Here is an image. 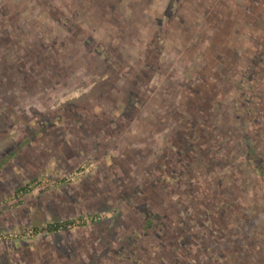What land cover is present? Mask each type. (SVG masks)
Segmentation results:
<instances>
[{"label": "rangeland", "instance_id": "obj_1", "mask_svg": "<svg viewBox=\"0 0 264 264\" xmlns=\"http://www.w3.org/2000/svg\"><path fill=\"white\" fill-rule=\"evenodd\" d=\"M263 46L264 0H0V155L40 133L0 172V264H264Z\"/></svg>", "mask_w": 264, "mask_h": 264}, {"label": "trees", "instance_id": "obj_2", "mask_svg": "<svg viewBox=\"0 0 264 264\" xmlns=\"http://www.w3.org/2000/svg\"><path fill=\"white\" fill-rule=\"evenodd\" d=\"M176 1V0H173ZM85 44L89 47H93L96 49L97 53L99 55H103L104 52L102 49L98 48L96 44L89 38H85ZM264 60V46L260 50V52L255 56L252 61L250 62L249 67L247 68V71L242 78V80L239 82L238 85V95L239 99L237 100L239 104V113H238V121L241 123V128H242V138L243 141L245 142V157L247 161L252 165L256 177L258 180L261 182L262 187L264 188V155L260 152L256 145V141H254V138L252 137V133L250 131V128H248L246 119L250 115V101H249V92L251 91V87L253 85L255 75L261 70V64L263 63ZM123 71V68H120ZM143 73V72H142ZM133 88V87H132ZM130 89V96L127 99V102L122 106V110L120 112V115L123 117H126L130 114L129 112H133L135 108V102L134 99L137 96L134 92V88ZM198 108H202V105L197 104ZM203 109V108H202ZM206 111V110H205ZM207 112V111H206ZM85 123V122H83ZM89 123V122H86ZM46 126V123L43 124ZM44 126V127H45ZM40 133L36 132L34 129L31 130L26 135V138L21 141V142H15L11 144V147L9 146L6 151L0 155V172H2L5 168H7L9 160H11L13 157L18 156L20 153V150L22 147H25L26 145H29L32 141H35L36 139L39 138ZM171 172L170 177L176 181L177 178V169L174 168ZM169 180V179H167ZM35 184L34 180L28 183L26 186L23 188H20L17 190L16 194L22 193V194H28L33 190V185ZM21 194V195H22ZM145 199L148 201L152 202L153 204L157 205L158 201V194L154 190H150L147 195H144ZM147 202L142 203V207L144 210L147 207ZM152 210V209H151ZM155 217H153L155 220L160 218L161 215H159L157 212H154ZM72 223H75V219L73 220H68L63 223H53V224H48V227L45 228L44 230H47L49 233H56L59 232L60 228L65 225H70ZM147 223V222H146ZM144 224V226H148L147 224ZM35 232H40V229L34 228Z\"/></svg>", "mask_w": 264, "mask_h": 264}]
</instances>
